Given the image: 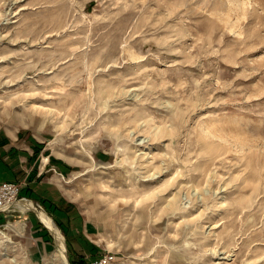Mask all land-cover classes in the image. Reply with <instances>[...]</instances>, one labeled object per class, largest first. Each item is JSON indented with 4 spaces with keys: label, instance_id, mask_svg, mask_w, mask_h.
<instances>
[{
    "label": "rangeland",
    "instance_id": "obj_1",
    "mask_svg": "<svg viewBox=\"0 0 264 264\" xmlns=\"http://www.w3.org/2000/svg\"><path fill=\"white\" fill-rule=\"evenodd\" d=\"M0 180V264H264V0H0Z\"/></svg>",
    "mask_w": 264,
    "mask_h": 264
},
{
    "label": "bare ground",
    "instance_id": "obj_2",
    "mask_svg": "<svg viewBox=\"0 0 264 264\" xmlns=\"http://www.w3.org/2000/svg\"><path fill=\"white\" fill-rule=\"evenodd\" d=\"M20 207L24 209H32L35 210L42 223H44L53 233L56 239V244H57V249L54 254V260L56 261H61L63 264H70L68 257H67V246H66V241L65 237L62 234L60 228L57 226L53 218L44 210H40L37 208L36 204L34 201L30 199H25L19 202ZM2 231L0 230V234Z\"/></svg>",
    "mask_w": 264,
    "mask_h": 264
},
{
    "label": "built area",
    "instance_id": "obj_3",
    "mask_svg": "<svg viewBox=\"0 0 264 264\" xmlns=\"http://www.w3.org/2000/svg\"><path fill=\"white\" fill-rule=\"evenodd\" d=\"M21 185L14 181H0V211L10 209L19 201L21 195ZM114 254H105L95 258L91 264H115Z\"/></svg>",
    "mask_w": 264,
    "mask_h": 264
},
{
    "label": "crops",
    "instance_id": "obj_4",
    "mask_svg": "<svg viewBox=\"0 0 264 264\" xmlns=\"http://www.w3.org/2000/svg\"><path fill=\"white\" fill-rule=\"evenodd\" d=\"M0 181H11V180H0Z\"/></svg>",
    "mask_w": 264,
    "mask_h": 264
},
{
    "label": "trees",
    "instance_id": "obj_5",
    "mask_svg": "<svg viewBox=\"0 0 264 264\" xmlns=\"http://www.w3.org/2000/svg\"><path fill=\"white\" fill-rule=\"evenodd\" d=\"M22 192V191H21ZM94 248H95V246H94Z\"/></svg>",
    "mask_w": 264,
    "mask_h": 264
}]
</instances>
